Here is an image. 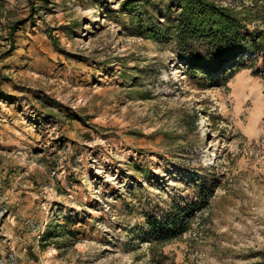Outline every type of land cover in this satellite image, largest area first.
Returning <instances> with one entry per match:
<instances>
[{
    "label": "rangeland",
    "instance_id": "rangeland-1",
    "mask_svg": "<svg viewBox=\"0 0 264 264\" xmlns=\"http://www.w3.org/2000/svg\"><path fill=\"white\" fill-rule=\"evenodd\" d=\"M45 5L0 0V54L32 17L0 60V264H264L263 82L241 71L200 89L170 45L115 22L119 0ZM199 186L210 197L188 231L150 256L132 236L143 214L160 220ZM27 218L70 219L73 237L42 249Z\"/></svg>",
    "mask_w": 264,
    "mask_h": 264
},
{
    "label": "trees",
    "instance_id": "trees-1",
    "mask_svg": "<svg viewBox=\"0 0 264 264\" xmlns=\"http://www.w3.org/2000/svg\"><path fill=\"white\" fill-rule=\"evenodd\" d=\"M47 1L31 0L32 10L34 7L45 9ZM119 1L118 11H109L115 22L131 37L155 45H170L177 59L184 64L185 75L204 83L200 89L225 86L241 71H250L264 84V0H246L249 4L241 10L215 0ZM30 20L32 17L9 29L8 48L0 54V60L10 57L15 50L13 35L19 30L17 27L24 28ZM122 75L131 83L136 79L129 71L122 72ZM7 81L3 83H9ZM132 87L137 86L134 84ZM7 100L5 94H0V101ZM195 114L193 111L194 118ZM65 117L69 122L84 124L80 116L67 114ZM51 118L57 119L54 116ZM142 175L145 177L143 172ZM206 190L199 186L195 201L179 199L181 204L178 201L173 203L160 220L143 214L144 226L133 231L132 236L141 243L149 242L150 256L153 257L158 246L170 243L188 231V217L200 211L210 197ZM71 223L67 219L63 225L48 226L40 237L38 247L43 249L50 242L55 244L54 239L57 238L73 237V233L68 234L66 229Z\"/></svg>",
    "mask_w": 264,
    "mask_h": 264
},
{
    "label": "built area",
    "instance_id": "built-area-1",
    "mask_svg": "<svg viewBox=\"0 0 264 264\" xmlns=\"http://www.w3.org/2000/svg\"><path fill=\"white\" fill-rule=\"evenodd\" d=\"M23 225L28 234L34 239V242H39L44 231L43 224L41 222L27 218L24 220Z\"/></svg>",
    "mask_w": 264,
    "mask_h": 264
},
{
    "label": "bare ground",
    "instance_id": "bare-ground-1",
    "mask_svg": "<svg viewBox=\"0 0 264 264\" xmlns=\"http://www.w3.org/2000/svg\"><path fill=\"white\" fill-rule=\"evenodd\" d=\"M211 155H209V157H210Z\"/></svg>",
    "mask_w": 264,
    "mask_h": 264
}]
</instances>
